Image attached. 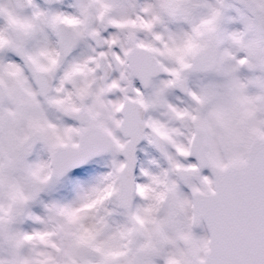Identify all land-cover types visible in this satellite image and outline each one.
<instances>
[{
    "label": "snow or ice",
    "instance_id": "6c2138e0",
    "mask_svg": "<svg viewBox=\"0 0 264 264\" xmlns=\"http://www.w3.org/2000/svg\"><path fill=\"white\" fill-rule=\"evenodd\" d=\"M0 264H264V0H0Z\"/></svg>",
    "mask_w": 264,
    "mask_h": 264
}]
</instances>
